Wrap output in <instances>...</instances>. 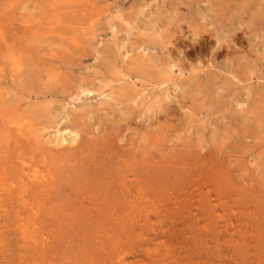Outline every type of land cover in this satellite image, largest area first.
I'll list each match as a JSON object with an SVG mask.
<instances>
[{
	"label": "rangeland",
	"instance_id": "rangeland-1",
	"mask_svg": "<svg viewBox=\"0 0 264 264\" xmlns=\"http://www.w3.org/2000/svg\"><path fill=\"white\" fill-rule=\"evenodd\" d=\"M0 114V264H264V0H0Z\"/></svg>",
	"mask_w": 264,
	"mask_h": 264
},
{
	"label": "bare ground",
	"instance_id": "bare-ground-1",
	"mask_svg": "<svg viewBox=\"0 0 264 264\" xmlns=\"http://www.w3.org/2000/svg\"><path fill=\"white\" fill-rule=\"evenodd\" d=\"M36 76V75H35ZM31 77H33L32 75H31ZM35 77H33L31 80H30V83L29 84H34V82H35V79H34ZM38 79V78H37ZM40 80V79H39ZM32 86H34V85H32ZM31 86V87H32ZM30 87V86H29ZM34 88H36V87H34ZM30 89H32V88H30ZM86 89V88H85ZM53 90V89H52ZM28 93L30 94V92L28 91ZM16 110V109H15ZM39 110H41V109H39ZM42 111V110H41ZM1 115V114H0ZM2 116V115H1ZM22 118H24V117H22ZM21 118H19V120H20ZM24 120V119H23ZM27 120V119H26ZM29 120V119H28ZM27 120V121H28ZM26 121V122H27ZM5 122H7V121H5ZM20 122V121H19ZM3 123V122H2ZM8 123V122H7ZM21 123V122H20ZM31 123V122H30ZM5 124V123H4ZM16 124V123H15ZM27 123H25V124H23V126H22V124H20L21 125V127H23L22 129H24V132H25V130H27V129H25L26 128V126H25V128H24V125H26ZM14 125V124H13ZM29 126H30V124H28ZM15 126V125H14ZM28 127V126H27ZM16 128V127H15ZM20 128V127H19ZM8 129V128H7ZM7 129H6V132H7ZM12 129H14V128H12ZM67 130V129H66ZM4 131H5V129H4ZM23 132V133H24ZM26 132H29V134H30V132H32V131H30V130H28V131H26ZM68 132H70V131H68ZM9 133V132H8ZM16 133V132H15ZM18 133H20V131H18ZM13 134V133H12ZM20 134H22V133H20ZM9 135H10V133H9ZM8 135V136H9ZM16 135V134H15ZM19 135V134H18ZM26 135H28V133L26 134ZM12 136V135H11ZM23 136V135H22ZM25 136V135H24ZM6 137V136H5ZM58 137V136H57ZM25 138H27L26 136H25ZM71 138V137H70ZM28 139V138H27ZM17 140V139H16ZM5 141V140H4ZM18 141V140H17ZM30 141H31V139H30ZM59 143V142H58ZM68 143V142H67ZM27 153V152H26ZM57 158V157H56ZM129 161V160H128ZM32 166V165H31ZM34 166V165H33ZM129 166V165H128ZM46 167V166H45ZM48 169H49V167H48ZM131 169V168H130ZM45 170V169H44ZM47 171V170H46ZM45 172V171H44ZM52 174H53V172H51ZM51 173H49V174H51ZM78 173V172H77ZM79 173H82V172H79ZM48 174V175H49ZM51 174V175H52ZM53 175H56V174H53ZM84 175H85V173H84ZM41 176H43V175H41ZM45 176H47L46 175V173H45ZM36 177H38V176H36ZM41 178V177H40ZM46 178H48V176L46 177ZM126 178V177H125ZM41 179H43V178H41ZM58 178H56L55 180H57ZM26 180V179H25ZM86 180H88V179H86ZM107 180V179H106ZM43 181H45V180H43ZM66 181V180H65ZM60 182V181H59ZM50 183H51V181H50ZM89 184V183H88ZM40 185V183L38 184V186ZM68 186V185H67ZM69 187V186H68ZM89 187V186H88ZM65 189V188H64ZM36 190V189H35ZM35 190H33V191H35ZM53 190V189H52ZM70 191V190H69ZM82 191V190H81ZM83 191H84V189H83ZM75 193V192H74ZM79 193H80V191H79ZM73 194V193H72ZM72 194H70L71 195V198L73 197L72 196ZM76 194V193H75ZM58 195H60L59 193H58ZM56 196V195H55ZM76 196V199L78 198L77 197V194L75 195ZM78 196H80V195H78ZM66 197V196H65ZM65 197H63V199L65 198ZM67 197H70V196H67ZM62 198V197H61ZM85 198H86V196H85ZM51 201H52V199H53V197H52V199L51 198H49ZM56 199H57V197H56ZM60 198H58V200H59ZM75 198H72V199H70L69 198V200H67V202L69 203V201H71V200H74ZM65 200V199H64ZM53 201H54V199H53ZM53 203V202H52ZM72 204V203H71ZM74 205H76V202L74 203ZM48 215V214H47Z\"/></svg>",
	"mask_w": 264,
	"mask_h": 264
}]
</instances>
